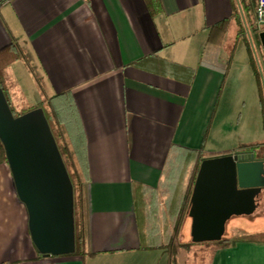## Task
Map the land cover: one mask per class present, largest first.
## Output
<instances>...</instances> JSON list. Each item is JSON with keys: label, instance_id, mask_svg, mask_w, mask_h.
Here are the masks:
<instances>
[{"label": "crops", "instance_id": "0c3cea01", "mask_svg": "<svg viewBox=\"0 0 264 264\" xmlns=\"http://www.w3.org/2000/svg\"><path fill=\"white\" fill-rule=\"evenodd\" d=\"M232 2L160 0L162 12L152 17L144 0H0V50L16 45L24 55L1 81L10 107L24 113L66 94L57 102L72 107L88 171L85 253L43 257L9 167L0 164V264H168L166 246L189 250L185 200L201 161L222 152L258 155L264 147L229 144L228 129L216 126L227 120L236 44L225 46L228 33L244 42V74L256 84L248 39L264 30L254 31L257 0L238 5L240 24ZM227 18L221 42L207 43L209 29ZM181 67L194 69L190 81ZM257 98L259 105L258 91ZM133 184L146 193L140 218ZM211 264H264V243L216 247Z\"/></svg>", "mask_w": 264, "mask_h": 264}, {"label": "water", "instance_id": "95a60500", "mask_svg": "<svg viewBox=\"0 0 264 264\" xmlns=\"http://www.w3.org/2000/svg\"><path fill=\"white\" fill-rule=\"evenodd\" d=\"M258 37L264 53V30ZM0 142L37 251L43 257L73 254L72 185L43 110L14 117L1 88ZM255 159L250 153L201 161L188 209L192 243L220 241L232 216L255 211V196L264 187V162ZM250 177L256 182H243Z\"/></svg>", "mask_w": 264, "mask_h": 264}, {"label": "trees", "instance_id": "16d2710c", "mask_svg": "<svg viewBox=\"0 0 264 264\" xmlns=\"http://www.w3.org/2000/svg\"><path fill=\"white\" fill-rule=\"evenodd\" d=\"M233 7L232 17L234 20L240 24V11L238 9V5L241 7L242 1H251V0H231ZM145 5L148 9L149 14L154 17L162 12V7L160 0H144ZM231 18L224 19L219 23L213 25L208 32L207 43L211 44H219L221 40L224 38L225 32L227 30L229 21ZM244 28V27H243ZM256 31V28L254 29ZM244 34L239 31V35ZM219 41H217V39ZM250 49V48H249ZM253 55L251 59V67L253 76L255 78L258 96H259V105L261 112V121L262 127L264 129V64L259 66L253 60ZM24 58L23 52L16 45H10L2 50H0V88H2V78L5 75L7 68L13 63ZM150 56L143 58L135 62L133 65L137 67H141L146 64ZM229 63V62H228ZM184 71H187L189 74V81L194 76L193 68H185L181 67ZM4 93V90H3ZM6 101L10 107L9 101L7 99L6 94L4 93ZM66 96V94H59L54 97L45 98L44 101L40 102L37 106L33 107L31 110L35 108H41L43 110V114L47 120L50 131L53 135V138L56 142L58 151L66 168L69 180L72 185L73 190V217H74V247L75 251L73 255L81 256L85 253V243H86V228H85V197H84V188L88 181V171L85 163V149L81 146V140L76 133L75 123L76 119L72 112V107L69 104H60L57 102L58 98ZM13 116L17 117L23 113L16 114L12 108L10 107ZM27 112V111H26ZM25 113V112H24ZM69 127L72 130L71 136L65 131L64 128ZM75 135V136H74ZM0 164H7L5 152L3 146L0 142ZM133 193V201L134 206L136 208V212L138 213V218H140L141 208L144 206L142 203L143 197L145 196V189L142 186L134 185L132 186ZM190 197V192L186 196L185 205ZM142 208V209H143ZM184 211H182L183 215ZM238 242H253V243H264V232H259L255 234H250L246 236L234 237L232 239L222 238L220 241L216 242L218 245L217 248L224 249L233 247ZM186 244H170L166 246L165 249L168 252V264H173L175 261V256L179 248H186Z\"/></svg>", "mask_w": 264, "mask_h": 264}, {"label": "rangeland", "instance_id": "374dc122", "mask_svg": "<svg viewBox=\"0 0 264 264\" xmlns=\"http://www.w3.org/2000/svg\"><path fill=\"white\" fill-rule=\"evenodd\" d=\"M263 28L264 27L261 29ZM258 39L259 37L257 38L253 35L251 40L248 39V46L254 56L253 60L257 65L262 66L263 49ZM234 43L236 44L234 46V56L231 62L232 69L224 92L223 101H225V104L222 109V114L225 115L224 118L227 120L222 123L217 122L216 126H223L228 129L227 134L230 135L228 140L229 144H263L264 131L261 125L256 84L254 83L251 72L245 75L243 69V60L246 58L247 48L242 40L235 41V34L229 32L225 46L230 49ZM24 103L23 105L26 107L28 102H26V104ZM11 108L16 114L21 113L20 106H11ZM240 114L242 118L238 119ZM259 149L257 154L262 155L260 152L264 153V147ZM226 153L227 152H222L221 156L227 155ZM259 232H264L263 210H256L250 215L232 216L225 224L223 237L232 239L237 236ZM189 236L190 235L187 234L185 242H189ZM216 247L214 243H194L190 246L189 250L186 251L183 249L179 251L176 257L178 260L177 264H187L188 262L189 264H211Z\"/></svg>", "mask_w": 264, "mask_h": 264}, {"label": "flooded vegetation", "instance_id": "af4514ba", "mask_svg": "<svg viewBox=\"0 0 264 264\" xmlns=\"http://www.w3.org/2000/svg\"><path fill=\"white\" fill-rule=\"evenodd\" d=\"M255 157H256L255 159L256 161L264 162V156H258L255 154ZM243 182L244 183H254L256 182V179L254 177L245 178ZM255 205H256L255 211L256 210L264 211V187L261 188L260 193L257 196H255Z\"/></svg>", "mask_w": 264, "mask_h": 264}, {"label": "built area", "instance_id": "2783aa9c", "mask_svg": "<svg viewBox=\"0 0 264 264\" xmlns=\"http://www.w3.org/2000/svg\"><path fill=\"white\" fill-rule=\"evenodd\" d=\"M254 24L257 30L264 27V0H257L254 11Z\"/></svg>", "mask_w": 264, "mask_h": 264}]
</instances>
